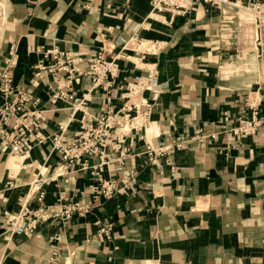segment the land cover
Returning a JSON list of instances; mask_svg holds the SVG:
<instances>
[{
	"label": "crops",
	"instance_id": "0c3cea01",
	"mask_svg": "<svg viewBox=\"0 0 264 264\" xmlns=\"http://www.w3.org/2000/svg\"><path fill=\"white\" fill-rule=\"evenodd\" d=\"M0 1V76L9 69L17 84L40 98L45 134L58 132L63 122L71 140L82 123L102 114L108 96L120 102L128 81L147 75L149 63L159 68V97L146 93L152 129L146 139L141 130L126 139L138 156L105 166L114 178L134 166L136 180L111 198L93 200L91 170L57 176L61 156L49 139L35 144L26 159L0 146V264H264V124L254 134L232 135L239 116L250 117L255 108L264 113L260 20L245 9L249 0H240L241 8L193 0L186 14L166 11L154 19L148 16L152 0ZM137 36L158 40L160 50L130 47L129 58L115 60L122 41ZM55 46L70 51L78 69H88L93 53L105 48L117 63L111 95L96 89L80 110L74 101L52 103L57 84L48 72L33 84L32 64L40 47ZM11 54L16 65L7 68ZM74 83L68 90L80 98L92 86L87 76ZM197 129L219 134L211 142L192 139L159 163L149 162L147 141L169 144ZM39 172L42 201L29 193ZM60 196L91 207L64 223L54 216ZM24 207L43 213L32 234L15 232L9 222ZM102 227L110 228L108 234L100 235ZM56 249L60 257L52 261Z\"/></svg>",
	"mask_w": 264,
	"mask_h": 264
},
{
	"label": "built area",
	"instance_id": "2783aa9c",
	"mask_svg": "<svg viewBox=\"0 0 264 264\" xmlns=\"http://www.w3.org/2000/svg\"><path fill=\"white\" fill-rule=\"evenodd\" d=\"M200 1L210 6L233 4L240 7V0ZM249 5V12L260 20L257 44L264 72V0H249ZM193 7V0H152L148 16L154 19L166 11L174 14H186ZM122 43L119 51L113 54L115 60L129 58L130 47L134 51L147 54H155L161 48L158 40L139 36L122 41ZM105 51L104 48L93 53L92 63L88 69H78L70 51L56 46L47 49L40 47L38 49L39 57L32 64L34 69L33 84H39L44 73L48 72L51 74L52 81L57 84L53 88L49 84V87L52 88L49 100L52 103L61 100L74 101L76 109H84L85 99L90 100L87 97L91 92L100 89L104 94L111 95L115 85L117 63L114 59L109 60ZM15 65L16 61L13 60L11 54L8 58L7 68H12ZM147 69V75L128 81L124 85L120 102L114 103L108 96V106L103 108L102 114L92 122L82 123L80 133L71 140H68L66 134L69 125L63 122L59 123V131L54 132L53 135L44 133L43 121L46 116L45 109L39 106L40 98L35 97L27 88L17 84L9 69L3 71L0 76V146L9 148L19 158H25L35 144H41L49 139L52 142V149L61 156V162L55 169L57 176L75 170H91L95 179L91 185L93 200L113 197L120 187L128 186L136 180V167L133 166L128 173L114 178L105 173V166L113 162L123 165L126 159L135 160L139 153H131L126 142L127 137L134 130H141V138L146 139L148 131L152 129V103L146 93L152 92L151 98L154 101L159 97V68L156 63H149ZM83 76L91 79L92 86L88 89V93L80 98L68 89L74 86L76 78ZM263 124L264 113L260 114L255 108L252 116L237 118L236 124L232 128L233 138L254 134ZM218 134V131L207 133L202 129H197L193 133L178 135L169 144L154 145L151 141H147L145 153L149 162L159 163L160 158L173 148L181 149L186 142L192 139L211 142L217 138ZM94 157H98L99 161L93 163L92 158ZM43 174L44 172H39L35 175L29 190L30 195L40 201L46 194ZM58 202L54 216L64 223L69 222L76 214L85 215L91 207L90 204L82 203L80 199L71 196H60ZM42 215L39 210H29L24 207L16 215L9 217V222L15 232L32 234L37 227L38 217H42ZM109 229V227H102L100 235L108 234ZM54 238L59 239V235ZM59 257L60 253L56 249L50 260L54 261Z\"/></svg>",
	"mask_w": 264,
	"mask_h": 264
},
{
	"label": "bare ground",
	"instance_id": "6f19581e",
	"mask_svg": "<svg viewBox=\"0 0 264 264\" xmlns=\"http://www.w3.org/2000/svg\"><path fill=\"white\" fill-rule=\"evenodd\" d=\"M240 3V2H239ZM240 8H241V4H240ZM246 10H250L249 8H245ZM2 15H3V3L0 1V20H2L1 19V17H2ZM4 16V15H3Z\"/></svg>",
	"mask_w": 264,
	"mask_h": 264
},
{
	"label": "rangeland",
	"instance_id": "374dc122",
	"mask_svg": "<svg viewBox=\"0 0 264 264\" xmlns=\"http://www.w3.org/2000/svg\"><path fill=\"white\" fill-rule=\"evenodd\" d=\"M244 12V11H243ZM162 14H165V13H162ZM248 15H250V14H248ZM24 159H26V158H24ZM23 161V160H22Z\"/></svg>",
	"mask_w": 264,
	"mask_h": 264
}]
</instances>
